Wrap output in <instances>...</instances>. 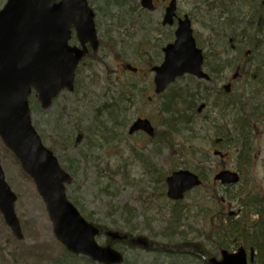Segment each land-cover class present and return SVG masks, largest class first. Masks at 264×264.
I'll list each match as a JSON object with an SVG mask.
<instances>
[{"label": "rangeland", "instance_id": "obj_1", "mask_svg": "<svg viewBox=\"0 0 264 264\" xmlns=\"http://www.w3.org/2000/svg\"><path fill=\"white\" fill-rule=\"evenodd\" d=\"M5 1L0 0V9ZM169 1L154 0L155 10H148L141 8L142 0H89L96 9L95 22L101 46L80 64L76 75L80 85L78 92L63 91L45 110L37 112L32 109V119L43 134L45 144L55 147V154L72 176L66 190L76 200L84 216L88 215L93 222L111 228L118 225L123 228L128 215L121 208L128 204L138 213L135 221L130 217L129 225L137 232L160 243L183 240L198 243L216 256L221 248V225L225 223L223 215L232 211L241 213L238 194L241 193L244 199H251L255 192L264 193V130L263 126L260 127V117L254 121L256 118L252 116L264 109V56L252 50L250 45L240 50L224 44L223 39L218 41V32H211L205 26L210 23L209 20L216 18V13L208 11L202 0H178V15H189L197 43L204 53L212 51L213 46H217L218 53V45H227L228 53L221 51V59L218 58V63H224H213V57L209 55L211 65L217 64L222 72L203 86L220 91L230 83V90L223 95L230 103V110L223 112L225 106L220 105L219 97L218 107L210 104L211 100L203 99L205 88L200 87L197 93L199 99L195 101L193 110H183L189 100L185 103L179 101L174 107L180 111L176 114H183V117L176 130L170 129L164 125L168 114L163 113L160 106L170 98L171 93L187 88L196 90L201 85L197 79L184 76L163 96L158 97L154 92L152 67L161 64L163 46L174 40V28L160 26ZM133 7H138V10L132 11ZM259 63L262 66L257 70ZM128 64L139 68L138 76L126 68ZM248 68L251 71L246 73ZM129 83L138 84L137 88L143 87L146 92L143 97L137 95L134 104L124 103L122 116H125L127 125L119 128L114 137L103 139L94 131V111L112 94L109 88L113 91L118 85L125 88ZM218 96L221 94L218 93ZM31 100L37 102L35 97ZM203 104L205 108L201 107ZM236 105L249 116V125L254 130L250 140L253 138L255 141L259 137L251 155V158L256 155L258 159L249 172L243 174L238 185L224 187L214 177L223 169H236L238 165L240 150L234 145L237 140H227L234 138V122L243 121L239 118ZM199 106L201 112H198ZM230 113H233L232 119L228 115ZM138 117L148 118L155 130L162 132V139H172L176 143L166 147L167 141H161L159 152L157 143L147 134L129 135V126ZM210 118L212 125H208L211 122L207 119ZM80 134L82 137L77 141ZM88 149L92 151L84 156L83 151ZM218 150L220 153H216ZM0 155L6 180L18 196L15 210L23 233L22 239L17 238L0 212V264H44L62 253L64 247L55 236L36 184L1 139ZM242 155L243 159L247 158L246 153ZM150 162L165 176L174 163H182L181 168L201 172L206 179L205 188L191 191L180 203L187 210V213L184 211L187 217L183 221L184 228L178 232L168 229L174 203L166 195H159L162 189L159 183L151 181L156 175L149 173ZM164 190L166 192V188ZM213 195L218 198L213 199ZM239 218L235 215L234 219ZM217 230L220 238L216 235ZM97 240L104 244L107 237L101 234ZM136 251L125 252L126 257L134 259ZM141 254L150 255L147 251H141ZM263 259L264 254L257 258L259 263ZM170 261L171 264H201V260L185 256L171 257Z\"/></svg>", "mask_w": 264, "mask_h": 264}, {"label": "water", "instance_id": "obj_2", "mask_svg": "<svg viewBox=\"0 0 264 264\" xmlns=\"http://www.w3.org/2000/svg\"><path fill=\"white\" fill-rule=\"evenodd\" d=\"M141 5L154 9L152 0ZM176 0L166 8L163 24H173ZM95 13L87 0H7L0 10V137L19 160L23 170L34 180L43 198L56 237L69 251L82 254L104 264H119L123 255L112 246H101L96 235L101 230L88 222L69 199L66 186L72 177L61 166L56 155L43 143L34 127L28 96L32 88L37 92L43 108L52 103L62 89L74 90L75 71L88 53V43L99 46ZM75 32L79 45H70ZM173 42L163 47L164 61L153 67L156 92H162L171 82L188 73L210 80L204 69V55L197 46L188 15L179 19ZM136 71V68L127 65ZM153 130L147 119H137L130 133ZM81 135L78 136V141ZM222 183H237L239 175L222 170L215 175ZM167 195L182 199L185 193L201 184L199 176L189 170H178L167 177ZM17 195L5 179L0 161V212L19 238H23L15 211ZM112 239H127L131 244L155 247L145 237L128 238L117 231L106 232ZM172 249V247H164ZM184 251H191L184 250ZM251 249L223 250L221 258L210 257L208 264H250L254 261Z\"/></svg>", "mask_w": 264, "mask_h": 264}, {"label": "trees", "instance_id": "obj_3", "mask_svg": "<svg viewBox=\"0 0 264 264\" xmlns=\"http://www.w3.org/2000/svg\"><path fill=\"white\" fill-rule=\"evenodd\" d=\"M205 5H207L208 11L215 12L216 13V18L211 19L208 22L212 24H206L211 32H218V41L220 39L224 40V44L227 43V45L232 46L233 48L236 47L237 49L243 50V48L247 47V45H250L252 50H255L256 53H260V55L263 57L264 56V0H202ZM117 3L121 4L120 2L117 1ZM206 7V6H205ZM138 10V7L132 8V11ZM218 45V53H217V46L212 47L213 50L210 52H207L205 54V66L208 68L210 71V74H212L213 77L217 76L219 73L222 71L218 69V65H211V62L209 60V55L211 54L213 57V63L217 62L218 63V58H220L219 54L223 53L227 54L228 49L227 45ZM221 46V48H220ZM209 48L210 45H209ZM232 48V49H233ZM223 51V52H221ZM264 58V57H263ZM224 61V60H223ZM219 63H224V62H219ZM218 63V64H219ZM224 64H220L219 66H223ZM262 66L261 63L256 65V69L259 70L260 67ZM225 67V66H223ZM221 71V72H220ZM251 68H248L246 70V73L250 72ZM243 73V74H246ZM138 76V74H135ZM198 83L201 85L197 87V89H184L179 92H174L170 94V99L168 100V104L164 103L160 106L161 110L163 113L165 112L166 114H171V118L173 120H176L175 115L178 112H180L178 109L174 108L178 105V103H185L189 102L191 103L190 105H187L184 111L187 112V110H193V108L196 106V100H198V88L203 87L205 88V91L203 92L205 96L203 97L207 99V101L211 100V103L213 106L215 105L218 107V97L220 101V105H224V113H226V110H230L229 104L224 98L223 94L224 92H221V96H218V91L215 93V90L212 91L209 89L208 86H203V81H198ZM79 80L77 81L76 88H75V93L78 92L79 90ZM139 87L138 84H127L125 88H121L120 85L117 86L116 89L113 91L111 88L109 90L111 91V95L104 101L99 107H97L94 111V117L95 120L93 122L94 127H95V132L96 134H99L101 138L103 139H110L117 134L119 128L126 126L125 122V116H122V113L124 111V103H130L131 105L134 104V100L136 99L137 95H143L145 94V88ZM176 91V90H174ZM215 93V94H214ZM199 94V93H198ZM214 94V95H213ZM213 97V99L211 98ZM34 97V95H32ZM183 99V100H179ZM202 99V98H201ZM189 100V101H188ZM180 101V102H179ZM31 107L33 110H37L39 112L41 108L39 105L31 100ZM186 105V104H185ZM235 106V105H234ZM234 110H236L234 107ZM237 111L239 112V118H242V122L238 123L236 120L234 122V138H230L227 140H237V143L235 142L234 145L240 150V155L238 158V165H237V170L241 171L243 174L249 172L251 168V162L249 161V158H242V154L245 153V147L248 145V141L250 140L254 130L253 126L249 125L248 121V115H246L240 107H237ZM222 110V107L220 108ZM233 110V111H234ZM242 115H241V112ZM235 112V111H234ZM226 115V114H225ZM230 119L233 118V113L228 114ZM257 120L259 118V123L260 127L263 126L264 130V109L260 113H253L252 115ZM179 117H183V114H180ZM208 125H212V120L207 119ZM257 123V122H256ZM36 126V125H35ZM38 129V127L36 126ZM118 130V131H117ZM102 132H107L106 134H102ZM42 139L44 140V136L41 132H39ZM112 133L111 136H109ZM256 134V133H255ZM157 144H160L161 141H167L168 139H162L161 135L162 132H157ZM110 137V138H109ZM172 139L167 141V147L173 146L175 141ZM51 150H55L54 146H49ZM91 149L84 150L85 152L83 155L86 156ZM55 152V151H54ZM247 155V153H246ZM60 160V159H59ZM151 161V160H150ZM61 162V160H60ZM62 163V162H61ZM145 163H147L145 161ZM179 164V165H178ZM174 163L173 167L170 168L169 174L182 167V163ZM155 164H152L151 162L148 164L149 173L155 174L156 177L152 176L153 178L151 181L156 182L157 184L161 186L162 192L159 193L161 196H165V187H166V176L165 174L161 173V170L159 168H156L154 166ZM70 167V166H69ZM201 174V173H200ZM203 174V173H202ZM201 174V175H202ZM242 174V175H243ZM253 197L251 199H244L243 195L241 193L238 194L239 197V206L238 208L240 209V218L239 220H234L233 217L226 216L224 220L226 221L221 225L223 228L222 234L218 235V230L216 232V235L221 239L220 246L222 247H231V246H240L244 245L245 247H254L259 255L264 254V193L261 192H255ZM69 198L72 200V202L78 207V204L75 199H73L72 196L68 194ZM213 199H217L218 196L213 195ZM242 198V199H241ZM247 198V197H246ZM79 208V207H78ZM128 216L126 217L127 224H124L123 228H120L118 226H114L120 233H125L128 234L129 236L135 235L136 228H131L130 222L131 219L133 221L136 220L138 217L137 210L136 208L131 207L128 204H125L121 208ZM187 210H184L180 206V202L174 203L172 207V211L169 217V226L168 229H171L173 232H178L180 228H184L183 221L185 220V217H187ZM83 212V211H81ZM84 213V212H83ZM89 221L92 220L91 217L88 215L85 216ZM131 217V219H130ZM172 217V218H171ZM217 217V216H216ZM216 217L214 219H216ZM256 217V218H254ZM171 218V220H170ZM222 218V216H221ZM213 219V220H214ZM227 219L229 222H227ZM93 222V220L91 221ZM97 226H100L102 228H110L106 224H100L96 223L95 221L93 222ZM152 231V230H150ZM140 234V232H137ZM186 233V232H184ZM183 234V233H182ZM153 240V239H152ZM155 242V240H153ZM107 243H111L116 246H123L125 248V252H128L129 250L136 251V255L134 259H129L127 256L125 259V262L123 264H171V257H177V256H185V257H192L194 259H199L201 260V264H207L204 260V256H210L213 255L214 253L206 248L203 247V245L198 244V243H193V242H188L186 240L179 241V242H169L170 245L178 247V248H185L188 246H194V248L199 252V254L196 253H178L175 251L171 250H165L163 248H155V249H145L144 251H147L150 253L148 257L143 256L141 254V251H143V248H138L137 246H134L130 244L129 242H126L125 240L121 241H111L107 238ZM121 245V246H120ZM139 249V250H138ZM259 255L258 258L260 257ZM264 260V259H263ZM260 260V263L258 260H256L253 264H264V261ZM44 264H97L90 258L81 256V255H75L69 251H67L65 248L63 249L62 253L59 255L55 256L51 260L47 261Z\"/></svg>", "mask_w": 264, "mask_h": 264}, {"label": "flooded vegetation", "instance_id": "obj_4", "mask_svg": "<svg viewBox=\"0 0 264 264\" xmlns=\"http://www.w3.org/2000/svg\"><path fill=\"white\" fill-rule=\"evenodd\" d=\"M153 1H154V0H153ZM154 3H155V2H154ZM164 12H165V11H164ZM163 16H164V14H163ZM176 18H177V16H176ZM176 18L174 19L175 24L173 25V28H175L176 25H177ZM158 25H159V23H158ZM160 26H166V25H164V24L161 23ZM230 87H231V84L229 83L225 88H226L227 91H228V90L230 89ZM143 130H145V129H143ZM137 132L139 133V132H144V131L141 130V131H137ZM258 134H259V133H258ZM260 135H263V133L260 134ZM257 139H259V137H257L255 141H254V139L252 138V139L250 140V142L248 141V145L245 147V153H247V157L249 158V161L251 162V164H252L255 160L258 159V156H256V155H255L254 158H251L252 152L255 150V142L257 141ZM258 151L261 152L260 149H258ZM238 171H239V170H238ZM239 172L242 174L241 171H239ZM233 212H234V211H232L231 213H233ZM231 213L228 214V215H231ZM223 216H224V215H223ZM227 222H229L228 219H227ZM122 240H125L126 242H129L127 239H123V238H122ZM223 249H226V248H221V250L219 251V254L216 255L217 258H220V255H221V252H222ZM210 256H211V255H210ZM206 260H207V259H206Z\"/></svg>", "mask_w": 264, "mask_h": 264}]
</instances>
